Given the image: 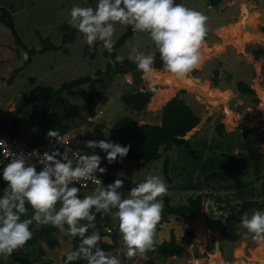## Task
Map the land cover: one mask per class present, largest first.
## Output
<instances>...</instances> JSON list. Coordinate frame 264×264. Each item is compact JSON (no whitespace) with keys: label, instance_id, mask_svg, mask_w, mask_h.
<instances>
[{"label":"rangeland","instance_id":"374dc122","mask_svg":"<svg viewBox=\"0 0 264 264\" xmlns=\"http://www.w3.org/2000/svg\"><path fill=\"white\" fill-rule=\"evenodd\" d=\"M6 1L7 0H0V3H6ZM97 2L98 0H21L20 6H25L23 8L20 7L21 9L19 10L20 12L17 13L16 20L18 26H22L19 30V34L22 35V42L29 48L34 47L37 49L44 45L43 40L45 38L49 39L52 44H61V37L66 33V30L69 31V29H74L65 24L69 18L68 14L71 8L74 5L95 8ZM175 3L183 4L187 8L204 14L207 17L206 24H212L213 21L217 19L219 21L215 23L232 20V17L227 18L230 9L233 10L232 15H235L240 5L242 11L245 9V11H250V13L251 9L259 11L258 6H254V3H258L256 0H222L216 6L211 5L210 0H175ZM250 3H253V6H250ZM207 5H209V8ZM2 7L11 13L12 9H9V7ZM14 8L19 9L17 7ZM227 8H230L228 9L229 12H224ZM262 10L264 11V5ZM251 15L255 16V12L251 13ZM256 17H258V15ZM241 21L242 19L235 24L239 25ZM62 26L64 27L63 30L61 28ZM231 26H233V24L229 27ZM18 28L19 27H17V29ZM115 28L116 32L113 37L114 43L124 32L131 31L130 27L128 28L119 23L115 25ZM237 29H243V33L237 35ZM253 30H257L254 28V25ZM74 32L75 37L72 42L64 45L61 44L62 48L66 50L65 52L61 50H48L43 53H36L34 56H31L30 63H26V65L21 68L20 73L11 84L0 81V128L4 129L5 132L7 131L9 134L18 137L24 142H29V135L33 131L26 126V116L29 115L28 111L31 110V107L22 112L18 122L19 125L16 128H10L9 123L14 119V110L17 107V103L22 97H25L33 87L41 85L57 88L63 82L79 77L91 76L94 78L98 69L102 71L105 69L108 58L104 54L105 49L103 48L102 42H95V56L93 59H89L83 56V49L87 45L83 35L76 29ZM207 32L209 31L207 30ZM219 34L222 35V38L224 37L222 39L224 43L231 44L233 47L239 46L241 49L243 48L241 44H252L254 42L262 43L263 41L261 40L264 39L261 32H249L244 26L231 30H223L221 33L219 31ZM27 35L29 37H25ZM216 42L218 41L214 39V52L220 51L222 48V46L216 44ZM133 47H136L138 51L145 54L155 53V57L158 52L147 33H133L131 31V35L119 48L113 47L112 50L116 53V61L122 62L128 59ZM227 49L229 50L230 47ZM235 49L238 50V48ZM241 49H239L238 52L242 51ZM206 50L210 53L212 52V48H207ZM243 50L248 53L252 49L251 47L246 48L244 45ZM260 50L264 51V48ZM247 57L251 58L247 59ZM247 57L246 59L248 61L253 59L250 53H248ZM204 60L205 59H203V62ZM210 65L212 67L206 69L210 67ZM217 66L218 61L216 59H208L205 66L201 65L198 69L193 70L187 77L179 80L175 79L171 74L165 73L166 71L163 69V64L161 69L156 70L151 77L143 73L137 76L133 73L121 74L112 71L111 79L105 77L106 86L102 88L98 85L99 90H105L104 95L99 99L95 107L96 113L101 112V115L98 117L100 121H109L113 124V122L120 117L130 115L140 123H159L161 119V110L159 107L161 104L159 105L156 103L151 105L150 99L146 107L150 112L153 111L155 116L148 117L147 115L131 111L121 100L122 94L127 91H135L141 88L142 82L148 84L150 80L154 82L155 95L157 94V97L162 100L170 99L178 90H187L186 92L180 93L179 97L192 107L197 114H201L202 116L200 124L185 136V139L193 141L192 144L194 143L192 146V149H196L193 150L195 154L194 157L185 159L188 155L185 148L173 147L171 150L167 151L170 158L169 178H166L163 173L157 172L158 168L162 167L165 154H162L161 158L152 162L153 164L151 163L153 166L155 165L157 169L151 168L149 163L147 167L135 170L136 173L134 177L138 180V177L142 176L141 172L143 170H150V174L161 176L165 180L167 186L168 180H171L177 187H182L183 189L187 186L195 187L199 185L202 187L201 190L186 189L173 193L174 197L172 196V199L174 198L175 205V202H177L176 200H179V198L181 201H178V203L186 201L190 196L188 191H193V197L201 194L203 196L202 206L196 211V215L188 218L187 221L185 219H169L166 221L165 227L173 226V228L176 227L175 231H178L180 226L185 227L188 225V227L194 228L196 224L204 225V238L195 241L193 239L192 242L194 241L196 243L194 246L191 241L188 242L179 254L167 255L162 260L154 258L157 264H212V257L214 256L220 259V263L218 264H229L222 260V257L229 258V260H238V262H230L234 264H239V262H245V264H248L247 262L259 264L258 258H264L262 255L264 252V244L257 246L254 249L253 258H249L251 256V251L248 249L250 247L249 244L251 240H254L251 238V235L246 237L245 233L247 230L241 226L235 213L236 210L240 209V204L235 202L238 201L237 192L241 185L242 191L245 193L244 199L257 202V205L251 206L247 211L249 216L255 211H264V191L262 189V184L264 183V88L257 83V80L253 81V79H257L256 72L257 74L260 73V83L264 85V67L260 71L261 64L256 62V66H252L249 72H247L248 69H237L234 77L231 71H229V75H226L227 70L221 69L219 71V79L217 83H214L212 75ZM15 68L17 67L14 59L7 64L5 61L3 64L0 62V76L7 78L10 71ZM129 77H131L132 83H128ZM193 78H198L195 84L192 81ZM238 81H242L250 86L254 94H241L237 88ZM211 84L212 87L217 86V88H219L217 90H221L222 92L214 93L210 86ZM223 91H230V96L228 97L227 93H223ZM87 93L88 84L86 83L70 91H63L62 95L68 99L69 103L67 105L59 104L50 111L51 115L57 121L70 126L69 131L58 138L60 141L66 142L75 140L78 142L81 140V144L83 145L84 142L88 140L109 141L108 136H106L107 130L104 127L87 121L84 124L86 112L82 110L81 105L84 103ZM259 103L260 105L257 109ZM89 119H91V117H89ZM204 119L205 123H202ZM220 122L224 123L223 136L216 135L214 132L216 129L215 125ZM247 128H253V130L247 135L241 134L243 129ZM64 142L61 144L57 142L59 145L53 146L52 149L54 151L59 150L63 153L65 147L72 145H66ZM213 142H215L214 148H212ZM74 147L76 149L79 148L78 150L82 152V154L94 153L100 157L102 156L101 150L84 149L85 146L83 147L78 144H75ZM73 152L74 151H72V153ZM256 153H261L259 158V160L261 159L260 172L258 176L254 173L253 161L250 158L241 162L233 172L220 177L217 182L204 179V174H202V172H205L206 169H208V172L220 171L236 163V159L227 158L226 154L239 158L242 155H252ZM69 155H71V153H69ZM196 156H198L199 160L202 158L199 162L200 164L197 163L198 165L196 162L199 160L195 159ZM214 157L219 159L220 162L212 164V158ZM125 165L131 164L124 161L123 166ZM201 165L202 167L199 169ZM127 170L128 168L125 169V172H127ZM145 174L146 172L143 173V175ZM6 187L7 182L2 178L0 181V197L3 196ZM57 207H60V205H57ZM225 211L229 213L226 218L223 215H217L218 212L223 213ZM161 225L159 230L164 226V224L163 226ZM39 226L42 225L33 222V227ZM164 229L165 231L168 230V228ZM215 243H217L219 252H215ZM239 247H241V249ZM39 248L40 250H38V248L36 250L37 255H39L37 262L41 260H51L54 264H63L61 256L64 254L67 255L66 252L62 253L59 249L49 248L44 242ZM243 250H245V252ZM212 254H214V256H212ZM0 258L3 264H11V262H13L11 256H0ZM119 259L121 264H133L132 261L127 262V260H123L122 257ZM263 262L264 259L262 264ZM15 263L24 264V262L18 261Z\"/></svg>","mask_w":264,"mask_h":264},{"label":"clouds","instance_id":"9594fccd","mask_svg":"<svg viewBox=\"0 0 264 264\" xmlns=\"http://www.w3.org/2000/svg\"><path fill=\"white\" fill-rule=\"evenodd\" d=\"M68 17L67 23L83 35L90 51L95 42L100 41L103 48L111 53L115 25L119 23L130 27L133 33H147L159 53L164 71L175 79H184L203 63L201 47L206 39L207 17L183 4L175 3V0H98L95 8L74 5ZM128 59L146 76L151 77L156 71L153 68L155 53L145 54L133 47ZM219 71L217 68L213 71L214 83L219 79ZM128 83H132L131 77ZM147 85L149 92L154 94V82L151 80L140 89L143 87L147 90ZM180 91L183 90L177 92ZM202 123H205V119ZM59 135L54 130L47 132L50 138ZM84 146L92 150L98 148L106 153L105 159L109 164L121 162L122 165L128 161L124 158L131 147L105 140H88ZM69 153L72 150L68 147H65L63 153L59 150L51 154L44 152L37 161L42 165L39 172L36 164L29 161L32 154L16 155L3 168L2 178L7 182V187L0 197V256L10 257L14 251L23 248L33 237L29 226L35 222L51 225L63 235L80 238L77 248L67 253L65 264L76 260H84L87 264H121L116 255L99 247L102 237L95 230L97 213H111L118 220L125 257L131 259L137 255L143 256L152 250L156 227L164 209L163 197L168 192L165 180L159 175L149 174L143 182L132 187L128 197L124 198L119 191L123 187V179L117 178L105 186L98 178V173L105 174L107 171L100 167L99 155L77 151L70 158ZM73 156L77 160L75 166ZM117 176L123 177L124 173L119 172ZM82 180H91L95 184L92 194L83 199L78 195L81 187L71 186ZM235 203L240 204L242 201ZM26 204L31 207L33 214L31 218L21 219L28 213ZM57 204L60 205L58 209ZM113 209L116 211L112 212ZM217 215L226 218L229 213L218 212ZM240 224L247 230L246 237L251 235L253 240L264 241V211H255L250 216L245 212L240 217ZM89 229L93 231L89 232ZM155 258L159 257L156 255ZM149 259L152 258L148 256Z\"/></svg>","mask_w":264,"mask_h":264},{"label":"trees","instance_id":"16d2710c","mask_svg":"<svg viewBox=\"0 0 264 264\" xmlns=\"http://www.w3.org/2000/svg\"><path fill=\"white\" fill-rule=\"evenodd\" d=\"M222 0H210V4L213 6L218 5ZM0 23L6 26L10 34L13 36L14 47L16 50H24L27 54V58L22 62L21 66L10 71L7 78H3L0 76V81H5L8 84H11L12 81L18 76L21 71V68L26 65V63H30L31 56H34L36 53H43L48 50H61L65 52L66 50L62 48V45L72 42L75 37V29L66 30L61 37V44L55 45L52 44L49 39L45 38L43 40L44 45L42 47L34 48L25 46L22 42L21 35L17 32L14 26V22L12 19V14L5 8L0 7ZM66 26L70 27L68 23H65ZM63 30V26L61 27ZM131 35V31L124 32L114 43V48H119L124 41ZM63 42V43H62ZM13 47V46H11ZM95 45L94 48L90 51L89 47L86 45L83 49V56L89 59H93L95 56ZM105 56L108 58L105 69L102 71L98 69L95 73V77L91 76H83L73 80H69L67 82H63L59 87L52 88L51 86H35L33 87L25 97H22L17 103V107L14 110V119L9 123L10 128H16L19 124L20 115L24 110H28L31 107V110L28 111L29 115L26 116V126L28 129L33 131L29 135L28 144L34 146H41L52 144L59 137H62L69 131L70 126L64 123L57 121L50 113V111L56 108L59 104L67 105L69 103L68 99L63 96V91H70L73 88L80 86L81 84H88V93L84 103L81 105L83 111L86 112L87 117H92L96 114L95 107L99 99L104 95L105 90H99L98 85L102 88L106 86L105 77L111 79L112 71L118 73H133L137 76L141 73L136 69L135 64L129 59H125L122 62L116 61V53L112 50L109 53L107 50L104 51ZM162 66V62L159 57V53L157 52L155 57V63L153 68L155 70H159ZM237 88L241 93L244 94H253L254 91L250 86L246 85L242 81H238ZM183 91L177 93L173 98H171L168 102H166L161 108V119L159 123H140L138 120L133 118L130 115H125L120 117L114 124L113 128L109 132V141L114 143H119L122 146L130 145V150L128 155L124 158L128 164L131 161V170L134 168L135 170H140L150 163L151 168L157 169V167L152 165L155 160L162 157V154H165L163 157L162 167L158 168L157 172L163 173L166 178H169V162L170 158L167 153L168 150H171L173 147L185 148L188 155L185 157L193 158L195 148L192 149L193 141L189 139H185L186 134L193 130L196 125L200 122V116L196 113L193 108L185 103V101L179 97V94ZM153 92H149L142 87V90L139 88L132 92H125L121 95V100L128 106L131 111L141 113L142 110L145 109L147 103L154 97ZM152 95V96H151ZM215 134L219 136L224 135V123H217L215 125ZM1 131L5 132L4 129L0 128ZM49 130L57 131L60 135L57 138H50L47 136V132ZM253 128L243 129L241 134L247 135L251 132ZM6 133H8L6 131ZM9 134V133H8ZM11 135V134H10ZM13 136V135H12ZM16 137V136H14ZM18 138V137H16ZM19 139V138H18ZM211 139V138H209ZM20 140V139H19ZM22 141V140H21ZM24 142V141H23ZM59 145V144H58ZM72 146V145H70ZM196 146V145H195ZM215 147V142L212 143V148ZM75 148V147H74ZM260 154L256 153L252 155H242L239 158H236L232 155L226 154L227 158L236 159V163L229 168L224 170H216L212 172H208V169L204 174L205 180H212L217 182L220 177L229 174L235 170V168L243 161L250 159L253 161L252 165L254 166V173L258 176L260 172ZM204 155V154H203ZM262 158V156H261ZM118 160L120 158H117ZM198 159V156L195 157ZM202 159V158H201ZM200 159V160H201ZM106 160V159H105ZM197 161V163L200 162ZM220 160L216 157L212 158V164L219 163ZM152 163V164H151ZM195 163V162H193ZM200 164V163H199ZM204 164V163H203ZM106 165L108 172L111 170L117 169L121 162H114L109 164L106 160ZM198 165V164H197ZM202 165L199 167V169ZM150 168V169H151ZM146 172L145 175L143 173ZM142 176L138 177V182L141 183L144 181L145 177L150 174L149 171L141 172ZM109 174V173H108ZM152 175V174H151ZM2 180V172H0V181ZM108 175L103 179V185L105 182H108ZM136 183V181H134ZM74 185V184H73ZM263 191H264V183ZM136 185L131 184L130 188L135 187ZM95 186L89 185L87 188H94ZM170 186H168L169 189ZM242 185L239 187L238 201H242L240 203V209L236 210V216L240 221V217L249 210L251 206L257 205L256 201L245 200V193L242 191ZM85 188V189H87ZM171 188L177 190L176 185H172ZM173 189V190H174ZM201 190L202 187H184V190ZM203 196L201 194L196 195L195 197L189 196L185 202L171 204L169 196L165 195L163 197L164 209L162 212V217L160 222L156 227L155 236L160 228V225L169 220L170 217H175L177 219H186L191 218L196 215V211H198L202 206ZM28 208V213L26 216L21 217V219L31 218L33 214V210L30 206L26 204ZM81 223H86V221H82ZM114 224V227L118 225V221L112 222L110 218V214L102 215L101 213L96 214L95 220V230L98 231L102 237V232L106 234H111L112 228L110 225ZM108 226L111 228V231H106L105 227ZM30 231L33 232V237L29 240L23 248H20L18 251H14L11 255L12 261L11 264H16L15 262H24V264H54L51 260H41L37 262V248L40 250L42 243L44 242L46 246L49 248H54L59 245L58 238L56 237L55 231L57 230L51 225H42L39 227H33V224L29 226ZM93 231V229H89V232ZM193 230L190 227H186L184 230V234L180 241H177L173 233L171 234L168 240L163 241L159 244H154L153 249L147 251L145 254H151L155 252L157 257L164 259L167 255L170 254H179L184 246L192 240ZM155 242V237H154ZM80 243L79 237H72V250H75ZM99 247L104 251L109 252L113 255H116V247L117 241L113 244H110L107 241L101 239L99 243ZM123 260H127L124 253L121 254ZM66 256L62 257V263L65 264ZM152 259L147 260L146 263H151ZM0 264H3L2 259L0 258ZM71 264H87L84 260H76L71 262Z\"/></svg>","mask_w":264,"mask_h":264},{"label":"crops","instance_id":"0c3cea01","mask_svg":"<svg viewBox=\"0 0 264 264\" xmlns=\"http://www.w3.org/2000/svg\"><path fill=\"white\" fill-rule=\"evenodd\" d=\"M256 1L258 3H254V6L255 5L258 6L259 11L251 9V13L255 12V16L251 15L250 11H245L246 9L244 8V5H243V8L245 10L242 11V7L240 5V7L238 6L239 8H237L238 10H237L235 15H232V11L233 10H231L230 8H227V9L224 10V12H229L228 9H230V13H228L229 16L227 18L232 17V20L221 21L220 23H215L216 21H219L217 19V20L213 21L212 24H208L207 23L205 25L206 29L209 32H211V34H213L218 39H221V41L220 42L219 41L216 42V44L221 45L222 48L220 49V51L214 52L213 51V43H214V41H212V44H211L208 39H205L204 42H203V45L201 47V54L203 56V59H205L204 62L202 63L203 66H205V63L208 62V59H216L218 61L217 69H219V70H221V69L227 70L226 73H228V74H226V75H229L230 74L229 71H231L233 77H234L237 69H240V68L241 69H246V70L248 69L247 72H249L251 70L252 66H256V62H259L261 64L260 71L263 69V67H264V53L263 52L264 51H261L260 49L264 48V39L261 40V41H263L262 43L254 42L252 44H250V43L241 44L242 45L241 47H243V48H244V45H245L246 48H250L251 47V49H252L248 53L252 54L253 59H251V61H248L247 59L251 58V57H247L248 53L246 54V57H247V59H246L242 53L238 52L239 49H241L239 46H234L235 48H238V50H236L231 44L224 43V40H222L224 37L222 38L221 37L222 35L219 34V31L221 33V31L223 32V30L224 31L225 30H231V29H235L237 27L244 26V28H246L249 32H261L263 34V37H264V11L262 10L263 9V5H264V0H256ZM20 2H21V0H7L6 3H0L1 7L2 6H7V7H9V9H12L11 10L12 19H13V22H14L15 29L17 30L18 33H19V30L22 28V26H18V22L16 20L17 13H19L20 12L19 10L25 6L24 5L23 7H21L20 6ZM252 4L253 3H250V6H253ZM14 7H17L19 9H15ZM207 7L209 8V5H207ZM257 15H258V17H256ZM223 17H226V16H223ZM240 19H242L241 23L239 25L235 24L238 21H240ZM0 24H2V23H0ZM232 24H233V26L229 27ZM253 25H254V28L257 29V30H253ZM17 27H19V28L17 29ZM227 27H229V28H227ZM236 31H237V35H241L243 33V29H237ZM25 37H29V36L27 35ZM254 44H256V45H254ZM14 45L15 44H14V41H13V36L10 34L9 29L6 26H4L3 24L0 25V62H1V64H3L4 61L7 64L11 60L14 59L16 67H18V66H21L22 62L27 58L26 52L24 50L17 51L16 47H14ZM11 46H13V47H11ZM258 46H260V47H258ZM228 47H230L229 50L227 49ZM255 47H256V49H255ZM207 48L208 49L212 48V53L207 51L206 50ZM243 48L241 50H243ZM226 50H228L229 52L226 51ZM221 62H223V63H221ZM211 67L212 66L210 65V67H208L206 69H209ZM165 73H167V72H165ZM256 76H257V79H253V81L257 80V83H259V85L264 88V85H261V83H260V80H261L260 73L257 74V72H256ZM253 77L255 78L254 75H253ZM197 80H198V78H193L192 79L194 84H195V82ZM145 84H147V83H143L142 82V86L145 87ZM204 84H205V82H204ZM207 86H209V85H207ZM217 89H219V88H217V86L212 87V90L214 91V93L222 92L221 90H217ZM177 93L178 92H176L175 94H177ZM223 93H227L228 97L230 96V91H225V92L223 91ZM168 100L159 99V97H157V94L155 95V93H154V97H153L152 102L150 104L154 105V104L158 103L159 105L160 104L163 105V103H165ZM259 105H260V103L257 105V109H258ZM160 108H161V106L159 107V109ZM141 114L147 115L148 117H152L154 115L153 111L150 112L149 110H147V107L141 112ZM95 115H96L95 117L98 119L99 115H101V112L96 113ZM85 116H86V119H85L84 124L86 123V121L87 122H91L89 117H87V114ZM199 116L201 118V114H199ZM116 121H114L113 124ZM93 123L96 124V125H99V124H97L95 122H93ZM105 123H107L109 125H105L104 124V125H99V126H102V127H104L107 130L106 136H108V138H109V132L113 128V124L110 123L109 121H107ZM56 141L59 142L60 144L62 142H64V141H60L58 138H57ZM64 143L66 145L72 144V146L68 145V148H71V150L74 151L73 153H75L77 151L79 152V150H78L79 148L78 149L74 148L75 144H78V145L84 147V145L81 144V140H79L78 142H76L75 140H73V141L69 140V141H66ZM57 146H58V143H57ZM85 148L86 147H84V149ZM97 150L99 151L100 149L97 148ZM88 153H89V151H88ZM101 154H102V156H101L100 167H104L107 170L105 174H101V175L103 177L104 176L106 177L108 175V179H109L108 182H105V186H107L108 184L113 183L114 180L117 179V178L123 179V181H124L123 187L119 191H121L123 193V197L124 198H127L128 197V192L131 190V188H130L131 184H134V185L137 184V180L134 177V174L136 173L135 169L132 168V170H131V165L123 166L121 164L117 169H115V170H111L110 169V171L108 172L107 165H106V160H105L106 153L101 151ZM70 158H71V155H70ZM72 159H73V161H77L75 156H73ZM126 168H128L127 172H125ZM143 171H145V170H143ZM119 172H123L124 176L123 177H118L117 173H119ZM132 181H136V183L135 182L132 183ZM172 185H176V184L173 183L171 180H168V186H170V187L168 189L167 196H169V198H170V203L174 204V198L172 199V196L174 197L173 193H175L177 191H184V189L180 188V189L175 190L174 188H171ZM71 186H75V185H71ZM75 187H78V186H75ZM94 188H87V189L80 188V192L78 194L79 197L81 199H83L85 196L92 194ZM192 192L193 191H188L190 196L193 197V195H192L193 193ZM176 201L177 202H175V203H178V201H181V199L179 198V200H176ZM57 205H59V204H57ZM58 208L59 207H57V209ZM115 211H116V209L112 210V212H115ZM110 218L112 219V222H116L117 223L118 220L116 218H114V216L111 213H110ZM173 218H175V217H170L169 219L173 220ZM175 219H177V218H175ZM187 219L188 218H186L185 220L187 221ZM163 224H164V226H163ZM163 224L161 225L163 227L157 232V234L155 236L154 244H159V243H162L165 240H168L170 238L171 234H172V231H173V235L175 236L176 240L180 241V239L182 238V236L184 234L183 233L184 228L188 226V225L185 226V227L180 226V228L177 227L178 231H175L176 227L175 228H173V226L165 227L166 222H164ZM172 224H173V221H172ZM110 226L112 228L111 234H106V233L102 232V240L107 241L110 244H113L115 242V240H116L117 241L116 256L118 258H121L120 256H121L122 253H124V249H123V245H122L121 236H120V233H119V230H118V225L116 227H114V224L112 223V225H110ZM164 228H168V230L165 231ZM190 228H192V227H190ZM194 228H192V230H193L192 240L194 239V241H195L197 239L204 238L203 237V233H204V236H205V226L196 224ZM55 234H56V237L58 238L59 245L57 247H54V248L56 250L59 249L62 253L66 252V254L69 251H71L72 250V246H73L72 245V237H69L67 235H63V234L59 233L58 230L55 231ZM192 240H191V242H192ZM194 241L192 242L193 246L196 244ZM261 244H264V241H258L257 242V240H254V241L251 240V242L249 244L250 247L248 246L249 247L248 249H250V251H251V256L249 258H253L252 256H253L254 249L257 246L261 245ZM54 248H51V249H54ZM239 248L241 249V247H239ZM243 251L245 252V250H243ZM215 252H216V250H215ZM147 255L150 256L152 259H154L157 254L155 252H153L151 254H144L143 256L137 255L136 257H133L131 259L126 257V259H127V262H129V261L131 262L132 261L133 264H147L146 261H145V260L148 259ZM262 255L264 256V252L262 253ZM63 256H66V255L65 254L62 255L61 256V260H62ZM212 256H214V254H212ZM258 259H259L258 261L262 264V261H263L264 258H258ZM222 260H224L225 262H228L229 264H234V263H230V262H233V261H237L238 262V260H229V258H223V257H222ZM218 263H220V259L215 257V256L212 257V264H218ZM241 263L245 264V262H239V264H241ZM247 263L251 264V262H247ZM122 264H124V263H122ZM150 264H157V262H155L153 260V262H151Z\"/></svg>","mask_w":264,"mask_h":264},{"label":"built area","instance_id":"2783aa9c","mask_svg":"<svg viewBox=\"0 0 264 264\" xmlns=\"http://www.w3.org/2000/svg\"><path fill=\"white\" fill-rule=\"evenodd\" d=\"M56 140L52 144L34 146L23 142L18 138L0 130V141H3V144H0V172H3V168L11 162L14 156L20 154H23L25 156H29V154H32L29 157V161L33 164H36V170L37 172H39L40 170H42V165L37 163L39 157L42 156L44 152H48L49 154H51V152L54 151L52 147L57 146ZM80 153L82 154V152ZM56 158L60 159V157ZM73 163L75 166L77 161H73ZM97 176L103 183L102 175L98 173ZM74 185L84 189L87 188L89 185L95 186V184L91 180H82L79 182V184L74 183ZM105 229L108 232L111 231V228L108 226H106Z\"/></svg>","mask_w":264,"mask_h":264},{"label":"water","instance_id":"95a60500","mask_svg":"<svg viewBox=\"0 0 264 264\" xmlns=\"http://www.w3.org/2000/svg\"><path fill=\"white\" fill-rule=\"evenodd\" d=\"M247 1H254V0H247ZM206 39H208L209 41H210V43L212 44V41H214V39H216L217 41H221V39H218L217 37H215L213 34H211V33H209V32H207V34H206V37H205ZM237 50V49H236ZM240 53H242L243 55H244V57L246 58V54H247V52H245V51H240ZM147 90L148 91H150L149 90V88H148V85H147ZM90 121L91 122H95V123H97V124H99V125H109V124H107V123H105V122H103V121H99L95 116H92L91 117V119H90ZM215 249H216V251H218L219 252V250L217 249V243H215ZM263 264H264V262H263Z\"/></svg>","mask_w":264,"mask_h":264},{"label":"flooded vegetation","instance_id":"af4514ba","mask_svg":"<svg viewBox=\"0 0 264 264\" xmlns=\"http://www.w3.org/2000/svg\"><path fill=\"white\" fill-rule=\"evenodd\" d=\"M186 91H187V90H185V91L183 90V92H186ZM190 108H192V107H190Z\"/></svg>","mask_w":264,"mask_h":264},{"label":"bare ground","instance_id":"6f19581e","mask_svg":"<svg viewBox=\"0 0 264 264\" xmlns=\"http://www.w3.org/2000/svg\"><path fill=\"white\" fill-rule=\"evenodd\" d=\"M246 36V35H245Z\"/></svg>","mask_w":264,"mask_h":264}]
</instances>
